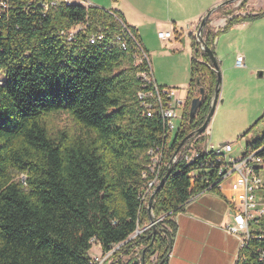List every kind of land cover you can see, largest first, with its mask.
Listing matches in <instances>:
<instances>
[{"label": "trees", "instance_id": "1", "mask_svg": "<svg viewBox=\"0 0 264 264\" xmlns=\"http://www.w3.org/2000/svg\"><path fill=\"white\" fill-rule=\"evenodd\" d=\"M35 1L0 0V264H91L93 247L108 252L121 244L112 264H131L137 253L145 264H168L178 231L173 217L194 196L220 194L218 158L178 159L149 212L139 201L142 172L163 121L144 116L138 100L145 89L137 75L148 64L135 65L132 40L126 50L117 42L120 21L139 42L135 29L117 11L75 4L44 16ZM261 16L233 17L223 31ZM80 25L84 31L69 44L61 32ZM204 29L201 38L215 54L217 34ZM99 32L103 41L91 45L89 37ZM192 47L188 99L167 163L204 124L214 97L217 72L195 37ZM201 89L203 102L191 117ZM61 115L80 131L55 130L52 118ZM152 218L156 224L146 229ZM137 229L146 230L129 240ZM259 248L264 239H252L235 264H264L255 255Z\"/></svg>", "mask_w": 264, "mask_h": 264}, {"label": "crops", "instance_id": "2", "mask_svg": "<svg viewBox=\"0 0 264 264\" xmlns=\"http://www.w3.org/2000/svg\"><path fill=\"white\" fill-rule=\"evenodd\" d=\"M97 8L108 11H117L124 18L125 22L135 29L139 42L150 57L156 58L165 52L156 50L155 44L159 41L162 45L174 47V56L192 55L190 37H193L192 31H184L185 26L189 29L199 27L202 19L209 11L216 9L229 0H85ZM241 2V1H240ZM235 3V2H234ZM233 4V3H231ZM229 4V5H231ZM226 5V6H229ZM225 7V6H224ZM223 8V7H221ZM218 8L215 12H217ZM246 12L243 15L257 16L264 13V0H250ZM211 15L208 25L204 29L205 34H217L215 42V56L219 68H223L226 77L229 71H236L242 74L254 76L258 67L254 59L245 50L247 36L251 41H257L264 37V16L235 25L231 31L243 30L246 35L243 36V50L236 53L245 58L246 68L239 69L235 66V59L226 54L222 49V38L218 35L224 30L227 19L213 18ZM196 30V29H195ZM173 32L174 37L163 41L159 38V33ZM193 34V35H192ZM188 35V36H187ZM187 37L188 39H184ZM180 39V40H179ZM159 40V41H158ZM184 43V50H180L179 41ZM167 44V45H166ZM254 47V45H252ZM162 47V46H161ZM225 47V46H224ZM174 57V58H175ZM191 62L189 63V76L191 71ZM153 78L158 87L177 91L175 87L180 84L169 83L163 76H158L157 67L151 65ZM166 74V73H165ZM172 86V87H171ZM189 91V90H188ZM178 98V97H177ZM179 99V98H178ZM264 107V93L260 95L258 109L260 112ZM233 179L224 181L219 187L220 194L205 192L194 196L185 204L183 210L176 214L173 219L177 224L178 231L173 241L168 264H235L241 249V242L238 237L228 233L226 225L231 223L233 214L229 204V197L232 196L231 183ZM96 248V249H94ZM94 249V250H93ZM102 253L99 246L93 247L90 257H98ZM106 264H112V261Z\"/></svg>", "mask_w": 264, "mask_h": 264}, {"label": "built area", "instance_id": "3", "mask_svg": "<svg viewBox=\"0 0 264 264\" xmlns=\"http://www.w3.org/2000/svg\"><path fill=\"white\" fill-rule=\"evenodd\" d=\"M36 7H40L41 13L46 16L51 10L57 9L61 6H72L75 4L85 7H92L91 4L86 3L85 0H36ZM4 9L6 4H2ZM94 7V6H93ZM119 20V19H118ZM123 33L117 37V42L122 49H127V40L130 39L135 45L137 56L135 65L146 62L148 64V71L139 73L137 78L141 81L143 89L138 93V100L143 108V114L147 118L159 116L163 121V133L160 136L158 143L154 144L146 153L148 158L147 165L142 172V186L139 195V201L142 205L148 206L149 199L156 187L160 184L161 174L165 168H170L172 164L177 162V158H172V163L166 162V152L171 146L172 139L177 132L180 124L183 121V116L180 118L177 115L179 109H185L186 102L176 98V92L171 89H160L154 81L151 65L149 63L148 55L143 50L141 44L132 35L130 29L124 25ZM83 27L74 26L73 28L62 31L61 36L64 37L70 44L83 32ZM159 38L163 41L170 40L174 37L173 32L159 33ZM199 41L198 27L193 35ZM103 33H94L89 37V43L95 45L103 41ZM200 50L205 51L202 44ZM235 66L239 69L246 68L245 58L239 54L235 60ZM179 123V125H178ZM210 132H206L198 138L204 139L209 136ZM264 138V137H263ZM205 143V142H202ZM204 149L194 153V156H185L187 163L193 162L200 155H210L211 153L218 158V176L220 183L233 179L231 183L232 196L228 201L231 206L233 214L232 221L226 225L228 233L239 238L241 242V249L248 247L252 239H264V140L257 148L247 150L240 158L233 159L229 155L233 152V145L226 143L219 147L204 144ZM189 145L186 144L182 150L188 151ZM181 150V151H182ZM180 151V154L182 153ZM191 152V151H190ZM186 152L185 154H187ZM187 157V158H186ZM189 157V158H188ZM211 166H215L211 163ZM216 167V166H215ZM192 177H194L192 175ZM194 183V178L192 179ZM221 186V185H220ZM205 193V192H204ZM200 195V194H199ZM151 224L146 229L152 227ZM146 229H137L132 237H136ZM95 244V241H91ZM121 245L115 246L108 252H102L98 257L91 258V264H106L113 262L114 253L119 251ZM255 255L259 262L264 263V249L256 250ZM135 260L142 261L141 255L137 253Z\"/></svg>", "mask_w": 264, "mask_h": 264}, {"label": "rangeland", "instance_id": "4", "mask_svg": "<svg viewBox=\"0 0 264 264\" xmlns=\"http://www.w3.org/2000/svg\"><path fill=\"white\" fill-rule=\"evenodd\" d=\"M242 1L235 2L219 9L212 17L226 18L227 21L238 16L241 18L252 17L251 15L242 14L246 12L245 9L250 0H247L245 3ZM183 28L184 31H192L193 33L196 29V27L189 29L187 26ZM262 28L264 29V25H262ZM247 32L248 30L244 32L239 29L235 32L231 30L222 31L218 35V39L222 38L221 44L223 51L235 59L236 53L239 51L242 52L243 50V36L244 34L246 35ZM184 39L188 38L184 37ZM189 40L191 49L193 50L192 37H190ZM186 42L187 40L185 42H182V40L179 41L180 50H184L182 47ZM154 44L156 50L165 53L156 58V63H154V58L151 55V65L157 67L158 76L162 77L164 73L165 81L180 84L175 87L177 88L175 89L177 91L176 98L178 97L187 102L191 76V71L189 76V63L191 62L192 55L188 56L183 53L175 57L173 54L174 47L168 46L167 44V47H165L160 41ZM252 45H254V47ZM245 50L254 59L256 66L259 68L258 71L252 77L240 72L229 71L225 77L224 70L221 67V85L218 104L208 126L210 134L204 139L205 143H201L198 140V143H196L195 137L194 140L188 144L189 146L186 147L188 151L182 150V153L178 154L177 159L185 158L186 155L189 157L194 156L195 152L204 149V144L213 145L217 148L226 143L233 145V152L229 157L238 159L247 151L248 144L255 142L264 135V107L261 112L258 109L260 95L264 93V37L257 41H251L247 36ZM4 81L5 74L4 72H0V85L3 84ZM167 89H169V87H167ZM183 114V109L177 111L178 117L181 118ZM52 123L55 130L66 129L76 131L77 133L78 130L80 131L78 124L66 115L54 116L52 118ZM186 152L188 153L185 154ZM19 179H24V177L21 176Z\"/></svg>", "mask_w": 264, "mask_h": 264}, {"label": "water", "instance_id": "5", "mask_svg": "<svg viewBox=\"0 0 264 264\" xmlns=\"http://www.w3.org/2000/svg\"><path fill=\"white\" fill-rule=\"evenodd\" d=\"M239 1H242V0H229V1L225 2V3H223L222 5L217 7L216 9H213V10L209 11V13H207V15L200 22V25L198 27L199 43L203 45L206 53L208 54V56L210 58L211 65L213 66L214 70L217 72V83H216V86H215V92H214V97H213V100H212L211 110H210V112H209L204 124L199 129H197L196 131L190 133L187 137H185L182 140V142L177 147V149H176V151H175V153L173 155V158H176L178 156V154L180 153L181 149L185 146V144L189 140H191L192 138H195V137L202 136L206 132V130L208 129L209 123H210L212 117L214 116L215 109H216L217 104H218L219 93H220V85H221V71H220L219 64H218V61H217V58H216L215 54L213 53V51L210 48L207 47V45L205 44V41L201 38L202 31H203L205 25L207 24V22L209 21L211 15L218 8H221V7H224V6L229 5L231 3L239 2ZM204 94H205L204 90L201 89L199 97L192 101L191 109H190L191 117H195L196 116V114H197V112H198V110H199V108H200V106H201V104L203 102ZM171 163H172V161H171ZM171 173H172V169L169 168L167 173H166V175L161 179L160 184L156 187L155 191L151 195V197L149 199V203H148L149 212H151V207H152L153 200H154L156 194L164 187V185L166 184V182H167L169 176L171 175ZM151 221H152V224L154 226L156 223L153 222V218L151 219ZM153 235H154V232H153ZM132 239H134V237H131L129 240H132ZM153 242L150 245V247H152ZM172 246H173V244H171V249H172ZM144 253L145 252H143V255H144ZM131 264H145V262L144 261L140 262L138 260H135Z\"/></svg>", "mask_w": 264, "mask_h": 264}]
</instances>
